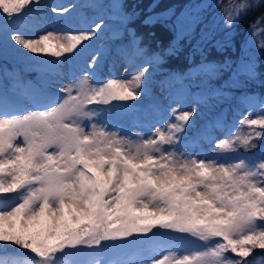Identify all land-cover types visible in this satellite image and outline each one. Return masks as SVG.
Here are the masks:
<instances>
[{
	"label": "snow or ice",
	"instance_id": "1",
	"mask_svg": "<svg viewBox=\"0 0 264 264\" xmlns=\"http://www.w3.org/2000/svg\"><path fill=\"white\" fill-rule=\"evenodd\" d=\"M39 2L0 0V59L29 60L28 53L86 58L59 87L66 75L59 59L37 61L51 91H33L32 109L19 107L10 89L21 80L0 65V264H264V147L252 151L254 141L264 140V96L249 97L247 113L238 109L233 125L217 116L196 131L192 142L208 139L212 156L185 150L198 107L172 108L161 127L133 136L118 113L115 124L101 121L103 109L93 106L114 109L113 101L146 96L150 70L163 55L136 64L145 49L134 36L117 53L129 64V77L104 78L100 53L87 56L92 39L107 27L103 19L77 34H38L30 17ZM76 7L107 9L121 22L130 15L121 0ZM51 11L71 14L66 6ZM223 14L228 29L255 16L249 42L264 35V0H229ZM174 27L183 36L191 23L181 15ZM258 47L264 49V40ZM227 67L200 70L214 75ZM231 71L237 82L256 77L251 59ZM185 99L178 95L177 102ZM209 100L201 97L197 105ZM217 129L223 138L212 135Z\"/></svg>",
	"mask_w": 264,
	"mask_h": 264
},
{
	"label": "trees",
	"instance_id": "2",
	"mask_svg": "<svg viewBox=\"0 0 264 264\" xmlns=\"http://www.w3.org/2000/svg\"><path fill=\"white\" fill-rule=\"evenodd\" d=\"M99 2L108 4L112 0ZM121 2L127 6L125 11L130 14L129 18L123 22L119 20L116 26L106 27L112 39H118L120 42L115 49L125 47L127 41L131 42L135 36L140 38L141 47L145 49L141 63H145L156 54L163 55V62L151 71L147 92L152 95L153 87L163 84L173 91L175 101L178 95L182 94L186 97L184 102L190 101L196 105L201 97L210 96L207 104H199L200 115L194 120L193 128L188 130L191 142L196 131L209 120L219 116L231 126L234 117L237 118V110L246 105L249 97L264 96V49L258 47L264 40V35H257L251 42L248 39V25L255 16H250L234 28L228 29L224 25L223 8L227 6L229 0H121ZM153 3H158V7L150 10L149 6ZM169 9L174 15L168 12ZM160 13L165 15H160L156 23H145L149 15ZM181 15L191 23L189 33L183 36L178 35L174 27L175 18ZM90 51L92 45L87 49V53ZM249 59L256 65V77L246 83L243 79L237 82L232 76L231 69ZM37 61L46 60L44 58L12 60L9 57L0 59V65L6 66L9 74L15 72L21 80L18 88L10 89V92L19 98L21 109L23 99L27 98L29 102H34L33 91L48 92L42 75L37 71L41 67ZM225 63L229 67L214 75H206L200 70L203 65ZM196 74H202L205 78L199 82L187 80V77ZM152 97L156 100L153 95ZM43 102L50 101L45 99ZM150 104L149 101L144 104L113 101L115 107H120L118 111L120 123L123 121L125 124L127 116L129 119L130 110L135 107L139 108L143 114L142 118L146 120L151 111ZM104 107L109 109V106ZM199 141L194 144H198ZM254 142L258 147L253 149V152L264 147V140ZM97 258L103 260L102 257Z\"/></svg>",
	"mask_w": 264,
	"mask_h": 264
},
{
	"label": "rangeland",
	"instance_id": "3",
	"mask_svg": "<svg viewBox=\"0 0 264 264\" xmlns=\"http://www.w3.org/2000/svg\"><path fill=\"white\" fill-rule=\"evenodd\" d=\"M100 3L99 0H40L38 8L30 17V26L33 28L35 32L38 34H47V32L51 31L57 35H66V34H77L75 30L82 29L85 27L94 26V22L98 23L101 19L106 23L107 27L116 26L119 23V20L115 18L112 13L107 9H99V8H90V7H76L73 10V6L82 5V4H93ZM60 8L62 6H66L69 8L70 13H54L51 11L52 7ZM69 30H73L69 33ZM37 38V37H33ZM111 34L106 31V27L99 34L98 37H94L91 41L92 51L87 53V56H91L94 53H100V63H99V74L104 78H119L125 79L130 75L131 68L129 64L122 59H120L117 55L119 49L130 47V41H127L125 47H121L117 50H113L112 46L117 45L118 40H111ZM83 44H88V41L82 42ZM109 45V48L107 47ZM48 46H54V42H48ZM106 46V47H105ZM81 47V46H78ZM29 60H37L39 58H44L46 61H55L59 59L62 67L65 69L66 75L60 78L58 82V87L62 85H66L71 82V76L74 71H79L84 66V60L86 58L85 55H73L72 53H65L64 56L60 58L52 57L50 55L45 54H32L28 53ZM12 60H20L23 58H13V54H9L8 56ZM67 58V59H66ZM142 57H138L135 61L136 64H142ZM125 68H129V71H125ZM152 71V70H150ZM205 78L202 74H196L191 77H187L188 81H197L199 82ZM42 81L46 85V90L51 91L50 84L48 82L47 77L42 76ZM57 87V91H58ZM152 95L156 99L153 103L151 111L148 113L147 121L137 120L134 125L130 124V127H126L125 125H129L128 116L125 119V123L121 121L123 130L129 134H134L136 132H141L144 134H149L150 131H153L155 127H161L162 123L167 122V117L169 116L171 109L176 108L179 111L190 110L193 107H198L197 114L192 118L195 120L199 115L201 109L198 105L192 102H179L176 103L173 98V91L170 90V87H165L163 84H159L154 86L152 89ZM152 96L147 92L146 96H142L137 100H129L130 102L136 104H144L147 101L152 100ZM27 98L23 99V102L26 106L25 109H32L34 103L28 102ZM175 102V103H174ZM158 108V111L154 112L153 109ZM107 108L104 112H101L100 117H98L101 121H111L113 124L116 123V115L119 113V108ZM117 109V110H115ZM244 114L247 113V108L242 106L240 109ZM157 113V115L155 114ZM240 117L237 116L235 120H238ZM160 121V122H157ZM133 126V127H132ZM237 124L235 128H238ZM235 128H232L235 131ZM224 131H220L219 129L215 130L213 136L216 139L223 138ZM185 150L193 151L198 154L212 156L215 155L213 144L209 143L208 139H203L199 144V148L191 147L186 148Z\"/></svg>",
	"mask_w": 264,
	"mask_h": 264
}]
</instances>
